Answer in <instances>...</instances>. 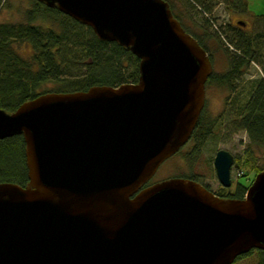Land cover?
<instances>
[{
	"label": "water",
	"instance_id": "obj_1",
	"mask_svg": "<svg viewBox=\"0 0 264 264\" xmlns=\"http://www.w3.org/2000/svg\"><path fill=\"white\" fill-rule=\"evenodd\" d=\"M37 1L131 51L139 75L0 108V139L22 135L28 178L0 182V264H232L264 249V170L242 198L179 176L145 185L189 140L212 72L169 4ZM233 161L213 158L223 187Z\"/></svg>",
	"mask_w": 264,
	"mask_h": 264
},
{
	"label": "trees",
	"instance_id": "obj_2",
	"mask_svg": "<svg viewBox=\"0 0 264 264\" xmlns=\"http://www.w3.org/2000/svg\"><path fill=\"white\" fill-rule=\"evenodd\" d=\"M5 1L0 0V6ZM165 1L185 31L203 48L207 49L205 44L208 41L217 44L204 24L199 23L192 15L193 11H196L202 14L205 21L203 15L212 13L213 0ZM224 1L232 3L242 11L248 10L247 0ZM187 22H191V28ZM225 35L241 55L231 57L232 62H229L225 72L214 71L208 77L207 81L212 78L216 86H220L223 80H234L247 68L248 62L235 60L237 57H246L251 47H255L258 61L263 57L264 31L248 33L247 38H243L244 35L236 31ZM15 44H26L31 51L24 55ZM138 62L139 59L131 51L118 43L100 40L89 26L74 20L55 7L30 0V6L22 13L21 20L0 22V108L8 112L14 111L25 100L47 91L69 92L86 90L92 85L116 86L136 82L139 75ZM262 73V78L254 84L251 98L240 107L239 126L245 131L248 141L242 157L234 156L235 162L242 161L241 165H236L241 171L245 166L254 169L252 180L258 172L264 170V64ZM48 82L53 83L54 87L43 88ZM214 124L202 110L188 141L190 148L183 152L184 145L173 157L182 156L181 158L191 166L198 158L206 138L211 135ZM255 149L262 150L261 165L255 164ZM175 176L203 184L194 173L179 172ZM3 181L20 185L28 181L24 140L21 134L0 139V182ZM221 189L222 191H214V194L225 198H242L247 185L237 181L233 190L223 187ZM252 254L257 255L255 264H264V249H252L238 256L234 263Z\"/></svg>",
	"mask_w": 264,
	"mask_h": 264
},
{
	"label": "rangeland",
	"instance_id": "obj_3",
	"mask_svg": "<svg viewBox=\"0 0 264 264\" xmlns=\"http://www.w3.org/2000/svg\"><path fill=\"white\" fill-rule=\"evenodd\" d=\"M247 11H242L240 8H235L232 3H227L224 0H213L211 3L212 13L208 16L203 15L206 20L204 21L202 14L193 11L194 18L201 24H204L208 33L213 35V40L217 44H212L208 41L207 46L210 52L213 54L214 62H212L215 72L222 73L228 66L229 62H225L223 49L220 47V42L224 44L226 42V35L230 33L228 26H238L237 20H242L245 31L248 33H255L258 31H264V0H247ZM30 6V0H6L0 6V22L4 21H19L22 19V13L26 8ZM189 27L191 22L186 23ZM191 28V27H190ZM198 34L200 31L196 29ZM217 37V38H216ZM207 41V40H205ZM16 48L24 55H27L31 49L26 44H15ZM231 49L230 46H227ZM264 64V51L263 57L259 58L258 62H248L247 68L241 73V84H236L232 90L233 94H243L248 88H254V84L260 78H262V66ZM54 84L51 82L45 83L43 88H52ZM249 90L245 95L243 94L241 103L245 102L249 96ZM226 90L220 86L211 87L208 86L206 91V105L204 112L206 116L214 121L212 133L208 136L201 148V152L198 158L193 161L189 166L186 161L180 156H172L164 160L155 171L150 182L160 181L179 174V172L194 173L198 179H200L205 185L208 186L213 192L222 191V186L219 183L215 169L213 166V158L216 151L219 149L228 150L233 156L242 157L243 150L246 147L248 141L245 131L240 127L239 121L236 119L237 115L233 113L230 116L225 117L224 112V95ZM190 142H187L182 151H187L190 148ZM254 155L257 156L255 161L256 165L262 164V150L255 149ZM242 161L235 162L231 166V179L233 190L236 186V182L249 185L251 178L253 177L254 169L245 166L237 168V164L241 165ZM246 173V174H243ZM240 175V176H239ZM257 259L256 254L243 257L236 261L234 264H255Z\"/></svg>",
	"mask_w": 264,
	"mask_h": 264
},
{
	"label": "flooded vegetation",
	"instance_id": "obj_4",
	"mask_svg": "<svg viewBox=\"0 0 264 264\" xmlns=\"http://www.w3.org/2000/svg\"><path fill=\"white\" fill-rule=\"evenodd\" d=\"M242 20H237L236 22H237V24H241V25H244L243 23H245V22H241ZM233 26L231 29H230V31H236V32H240L242 35H244L243 36V38H247V36H248V32L247 31H245V29H244V27H242V26ZM256 33V32H255ZM255 33H253V34H255ZM217 38V37H216ZM218 42H220V47L223 49V54H224V57H225V62H232V60H231V57L232 56H239V55H241V52L240 51H238L236 48H235V46L227 39L226 40V42H225V46H224V44L223 43H221L222 41H218ZM206 45V47H207V49H205L204 48V50L206 51V53H207V55H208V57H209V59H210V61L211 62H214V59H213V54L210 52V50H209V47L207 46V44H205ZM227 46H230V48L231 49H228L227 48ZM250 53L246 56V57H242V59L241 58H238L237 57V59L235 60V62H250V61H256V62H258V60L256 59V51H255V47L253 46V47H251V49H250V51H249ZM248 65V64H247ZM226 71V70H225ZM224 71V72H225ZM214 72V69H212V72H211V74ZM223 73V72H222ZM210 74V75H211ZM209 75V76H210ZM208 79V78H207ZM241 79H242V77H241V74H239L238 75V77L237 78H234V80L232 79V80H229V82L228 81H225V80H223V82L220 84V87H222V88H224L225 90H226V94L224 95V112H225V117L228 115V116H230L231 117V115L233 114V113H235L236 115H237V120L238 121H240V113H241V111H240V107H241V105L242 104H244V103H246L247 101H248V99H250L251 98V95H252V93H253V88H252V90H251V88H248V90H249V96H248V98H247V100L245 101V102H242L241 103V100L240 99H242V96H243V94L245 95V93H247V91L248 90H245V92L243 93V94H241V93H239V95L237 96V94H233L234 93V91L232 92V90L234 89V87L236 86V84H240V85H242V86H244L243 84H241ZM212 78L210 79V80H206V82H205V100H204V106H203V108H202V110H204L205 109V105H206V91H207V88H208V86H210L211 87V85L213 86H215V87H217L213 82H212ZM239 86H236V89L238 88ZM202 184V183H201ZM203 185L206 187L207 185H205L204 183H203ZM208 187V186H207ZM209 189V188H208Z\"/></svg>",
	"mask_w": 264,
	"mask_h": 264
}]
</instances>
